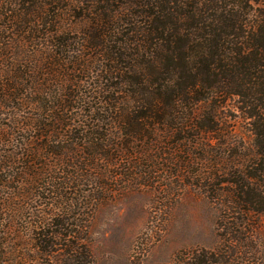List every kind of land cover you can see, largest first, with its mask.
Here are the masks:
<instances>
[{
    "label": "trees",
    "instance_id": "trees-1",
    "mask_svg": "<svg viewBox=\"0 0 264 264\" xmlns=\"http://www.w3.org/2000/svg\"><path fill=\"white\" fill-rule=\"evenodd\" d=\"M87 1L92 4L50 0V31L45 29L42 38L49 39L50 47L59 52L56 59L53 56V63L59 62L58 56L75 54L71 57L74 64L77 59L103 64L100 73L106 81L116 83L94 87L87 98L99 103V110L105 114L101 121L110 126L109 132L117 129L124 143L113 146L111 152L103 145L98 129L79 131V139L86 142L87 136L94 156L109 160L102 174L120 167L118 162L123 158V166L130 170V158L145 155L148 148L134 151L133 142L155 140L161 135L184 143L180 152L187 156L190 148L199 150L195 172L204 182L213 180L207 192L219 211L215 230L220 251L218 258L209 250H193L187 256H191L192 264L240 263L235 261L239 250L254 246L256 218L264 213V0ZM44 4V0H0V110L18 112L15 105L32 104L26 102V91L19 89L22 85L16 80L22 81L18 74L25 69V58L48 54L37 47L24 51L26 43L31 45L39 39L34 35L40 32L39 26L46 24L41 21L46 16ZM71 14L78 20L75 24H79L82 36L74 50L67 48L74 39L63 29L62 18ZM24 71L31 73L30 68ZM77 96L54 97L50 103L54 123L60 122L57 114L66 113L73 109L75 100L80 101ZM231 98L240 101V110L249 119L252 138L247 143L216 118V108L222 106L216 101ZM201 104L209 108L200 110ZM27 122L24 128L37 129L33 120ZM188 139L198 143L191 147ZM193 164L182 161L180 166L185 169ZM44 168L51 172L55 165ZM65 180L56 183L53 179L50 184L60 187L70 181ZM6 185L2 187L9 188ZM38 198L47 209L34 218L31 256L17 261L16 241L8 229L0 233V264H8L10 257L22 264H89V250L78 245L76 234L50 231L59 217L58 207L42 194ZM16 210L8 198L0 197V214Z\"/></svg>",
    "mask_w": 264,
    "mask_h": 264
},
{
    "label": "rangeland",
    "instance_id": "rangeland-1",
    "mask_svg": "<svg viewBox=\"0 0 264 264\" xmlns=\"http://www.w3.org/2000/svg\"><path fill=\"white\" fill-rule=\"evenodd\" d=\"M44 1L46 16L41 21L46 24L39 26L40 32L34 33L39 39L31 45L26 43L24 51L37 47L48 54L31 60L25 58L23 69L30 68L31 73L26 75L22 70L18 74L22 81L16 80L17 85H22L19 89L26 91L23 93L26 102L32 104L21 107L16 103L18 112L0 110L3 113L0 114V157L7 158L0 161L4 167L0 170V197L8 198L17 207L13 214H0V233L12 230L17 261L31 256L34 218L47 209L38 198L41 194L58 207L59 217L50 231L76 234L78 245L89 250V264H192L187 254L193 250L214 251L218 258L220 245L215 223L219 211L207 192L213 180L204 182L195 172L199 150L190 148L187 156L180 152L184 143L161 135L155 140L131 144L134 151L148 148L145 155L130 158V170L126 169L127 164L123 166V158L118 162L120 167L101 173L109 160L95 157L87 136L84 142L78 132L98 129L103 134V145L111 152L113 146L124 143L123 137L118 138L117 129L109 132L110 126L101 121L105 114L99 110V103L87 98L94 87L111 86L116 81L105 80L99 69L101 62L77 59L74 64L71 57H76L75 54L58 56L59 62L53 63L59 52L50 47L49 39L42 38L45 29L50 31V0ZM62 18L63 29L69 30V38L74 39L67 48L74 50L82 38L79 24H75L78 20L72 14ZM88 67L92 70L87 71ZM60 94L78 95L80 101L75 100L71 104L73 109L66 113L57 114L60 122L54 123L50 103ZM216 103L222 104L215 111L220 125L229 127L245 143L251 141L249 119L240 110V101L231 98ZM208 108L207 104L199 106L200 110ZM29 119L37 126L35 131L23 127ZM40 133L42 138L38 136ZM196 143L188 139L187 145L193 147ZM210 145L214 142L210 141ZM48 149L51 154L46 155ZM182 161L194 164L184 169L180 166ZM50 164L55 165L51 172L44 168ZM53 179L56 183L63 179L70 181L54 188L50 184ZM6 182L9 188L2 187ZM256 221L254 246L240 249L242 255H237L235 261H241L234 264H264V213ZM7 263L22 264L13 262L11 257Z\"/></svg>",
    "mask_w": 264,
    "mask_h": 264
}]
</instances>
